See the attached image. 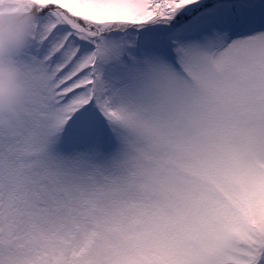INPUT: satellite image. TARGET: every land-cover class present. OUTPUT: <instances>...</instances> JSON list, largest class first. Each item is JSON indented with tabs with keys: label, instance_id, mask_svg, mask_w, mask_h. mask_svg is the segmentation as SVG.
<instances>
[{
	"label": "snow or ice",
	"instance_id": "1",
	"mask_svg": "<svg viewBox=\"0 0 264 264\" xmlns=\"http://www.w3.org/2000/svg\"><path fill=\"white\" fill-rule=\"evenodd\" d=\"M24 2L0 264H264V0Z\"/></svg>",
	"mask_w": 264,
	"mask_h": 264
},
{
	"label": "clouds",
	"instance_id": "2",
	"mask_svg": "<svg viewBox=\"0 0 264 264\" xmlns=\"http://www.w3.org/2000/svg\"><path fill=\"white\" fill-rule=\"evenodd\" d=\"M35 27V16L24 0L0 5V122L7 123L18 110L22 82L16 56L30 43ZM207 264L220 262L209 257Z\"/></svg>",
	"mask_w": 264,
	"mask_h": 264
}]
</instances>
